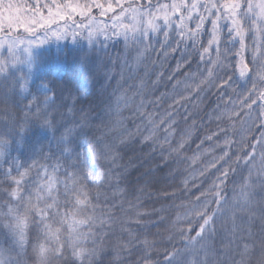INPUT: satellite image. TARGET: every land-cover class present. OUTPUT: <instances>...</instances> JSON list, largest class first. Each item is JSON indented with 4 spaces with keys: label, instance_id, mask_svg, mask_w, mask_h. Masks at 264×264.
I'll return each instance as SVG.
<instances>
[{
    "label": "snow or ice",
    "instance_id": "snow-or-ice-1",
    "mask_svg": "<svg viewBox=\"0 0 264 264\" xmlns=\"http://www.w3.org/2000/svg\"><path fill=\"white\" fill-rule=\"evenodd\" d=\"M117 6L120 12L110 28H92L87 36L83 32L79 36L83 35L89 44L100 36L106 42L122 41L125 63L130 70L144 64L157 43L161 47L168 45L173 32L180 38L177 46L183 43L186 47L191 40L195 47L205 22L210 21L211 38L201 53V59L207 55L213 66L205 78L208 85L217 87L213 69L218 67L226 70V78H220L218 85L222 94L227 95L226 89L239 85L241 80L244 81L241 87L251 84L250 89L246 88V95L238 93L237 98L244 95L240 107L249 110L250 119L251 113H255L247 130L252 134L242 137L239 154H233L234 164L224 168L212 187L201 194L205 197L203 202L178 214L172 222L171 235L163 244L162 264H225L226 260L229 264H264V0H224L223 3L193 0L190 4L186 0H173L171 4L159 5L151 0L147 3L131 0L126 6L117 0ZM66 7L73 12L79 9L84 14L80 5ZM95 7L103 6L97 3ZM112 10L109 4L103 7L102 15ZM23 11L14 0H0V31H11L22 23ZM176 16L179 20L174 19ZM189 21H195L194 29L188 28ZM54 35L57 39L77 37L75 31ZM17 43L9 41L10 54L14 53ZM3 46L0 42V47ZM24 50L27 52V47ZM246 55L250 56V63ZM11 58L15 64V56ZM4 63L0 61V72L5 71ZM18 87L26 91V82ZM16 89L13 81L0 84V93L5 95L13 94ZM49 106L50 97H44L42 103L37 98L28 100L24 121L17 131H24L30 115L40 120L42 126L51 127L45 111ZM68 110L71 112L72 108ZM82 113L81 122L67 128L56 141L58 154L39 153L27 163L16 158L5 161L9 136L0 133V193L6 197L8 209L4 212L0 207V264H161L152 256L160 245L146 234L141 236L146 227L143 213L131 201L125 209L123 202L117 204L115 198L99 191L98 181L118 179L111 170L96 171L102 156L98 152L99 142L90 140L83 152L72 149L71 135L88 123L90 113ZM230 143L226 138L225 144ZM104 150L111 152L108 145ZM244 170L247 174L240 175ZM237 175H240L238 184ZM117 212L122 215L117 216ZM181 222H187V230L180 227ZM241 226L252 240V243L245 241L242 248L237 242ZM257 226L259 238L253 231ZM32 228L42 234L39 244L32 242Z\"/></svg>",
    "mask_w": 264,
    "mask_h": 264
},
{
    "label": "trees",
    "instance_id": "trees-1",
    "mask_svg": "<svg viewBox=\"0 0 264 264\" xmlns=\"http://www.w3.org/2000/svg\"><path fill=\"white\" fill-rule=\"evenodd\" d=\"M14 2L23 7L21 17L26 26L0 31V40L19 37L33 46L28 52H0V61L5 62L0 84L13 81L17 85L13 94L0 93V133L9 136L5 161L16 158L27 163L39 153L58 154L56 141L67 128L81 122L82 112L90 113L86 127L77 128L69 143L75 152H83L90 140L99 142L102 156L96 171L111 170L114 177L118 176L109 182L98 181L99 191L115 198L117 204L123 202L125 209L131 201L143 213L146 227L141 236L146 234L160 245L152 256L162 264L163 244L171 235L172 222L178 214L203 202L201 194L212 187L224 168L234 164L233 154H239L242 137L252 134L247 130L255 113L250 119L249 110L240 107L251 84L241 87V80L239 85L226 89L227 95L219 92L218 86L210 91L190 89L189 76L194 67L186 56L194 49L192 42L184 46L183 52L168 46L161 53L157 50L144 64L130 70L121 42L99 39L89 44L84 38L92 28H110L120 7L102 15L105 6L97 8L91 0ZM67 5H80L84 14L79 9L73 12ZM70 31H75L77 37L57 39L54 35ZM81 32L84 36H79ZM41 40L43 46L38 42ZM13 55L15 64L11 63ZM232 60L235 62L234 56ZM246 61L250 63V56L246 55ZM55 72L61 76L56 77ZM24 82L26 91L22 92L18 85ZM39 84L51 89L52 101L45 111L52 126H42L30 115L28 126L18 132L27 101L38 99ZM238 93L244 95L238 99ZM226 138L232 143L225 144ZM105 145L111 152L104 150ZM246 174L244 170L240 175ZM240 175L236 176L237 184ZM5 200L0 193V207L7 212ZM180 227L187 230L189 225L181 222ZM253 231L259 238L258 226ZM30 236L34 244L41 242L42 234L35 228ZM245 241L252 243L241 226L237 233L241 248Z\"/></svg>",
    "mask_w": 264,
    "mask_h": 264
},
{
    "label": "rangeland",
    "instance_id": "rangeland-1",
    "mask_svg": "<svg viewBox=\"0 0 264 264\" xmlns=\"http://www.w3.org/2000/svg\"><path fill=\"white\" fill-rule=\"evenodd\" d=\"M136 1L137 2L141 1L142 3L148 2V0H135V2ZM129 2H131V0H120V4H127ZM151 2L153 4H156V5L171 4L173 2V0H151ZM186 2L190 4L193 2V0H186ZM218 2L223 3L224 0H218ZM257 2H259V0H257ZM97 3H99L105 7H107L109 4H111L113 10H118V8H119L117 6V0H105L104 3H103V0H91L92 5H96ZM174 19L179 20V16L174 17ZM196 19H198V17H196ZM24 26H26L24 23H20L17 27L25 28ZM188 28L194 29L195 28V21H189L188 22ZM210 29H211L210 21H206L202 33L196 39V43H200V42H203V43L202 44H196V46L194 47V49L192 51L187 52L186 58H187L188 62H190L192 64V66L194 67L193 73L190 74V76H189V83L190 84L188 86L190 89L193 87L196 88V90H199L202 88H207L210 91V88H212L208 85L207 80H205V78L208 77V69L213 67V66L211 65V62L208 60L207 55H205L203 60L201 59V53L203 52V48L208 45V40L211 38ZM99 39L104 40V37L101 36V38H99ZM179 39H180L179 36H177L175 34V32H173V35L169 40V44L161 47L160 44L157 43L155 50L151 52V55L157 54V50L160 51V53L163 50L165 51L167 46L171 49L176 48V49L180 50L181 52H183L185 45L180 44L179 46H177V44H176V41ZM10 40H16L18 42L17 48L15 49L18 52L25 51L24 49L26 47L29 51V49L33 46V43L28 44L29 41H24L22 44L19 43V41H21L19 37L9 38V39H6L4 41L0 40V42H2L4 45L3 47H0V52H2V50L3 51L8 50L7 47H8ZM41 41H44V40H41ZM41 41H38V42L40 43ZM173 41H175V42H173ZM190 42H192V41L191 40L187 41V43H190ZM44 44H45V42H43L41 45L43 46ZM121 44L123 45L122 41H121ZM123 47L124 46H122V50H124ZM221 50H223V49H221ZM211 51H212V55L214 56L215 47H213ZM151 55H150V57H151ZM150 57H149V59H150ZM234 63L235 62L233 61V65H234ZM213 71L216 75L215 83L218 86V84H219L218 82L220 81V78L225 77L224 73L226 70L223 67H218V68H214ZM228 71H230V69H228ZM54 75L59 78L61 76V73L55 72ZM202 81H204V82L202 83ZM184 89H185V91L188 90V88L187 89L184 88ZM37 92H38V99L41 102H43L44 97H50V103H51V101H52L51 89L47 85L39 84Z\"/></svg>",
    "mask_w": 264,
    "mask_h": 264
}]
</instances>
